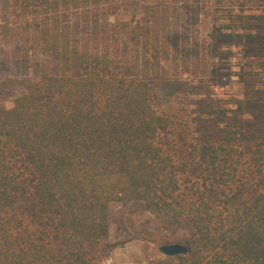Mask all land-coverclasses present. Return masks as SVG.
Masks as SVG:
<instances>
[{
	"label": "trees",
	"instance_id": "16d2710c",
	"mask_svg": "<svg viewBox=\"0 0 264 264\" xmlns=\"http://www.w3.org/2000/svg\"><path fill=\"white\" fill-rule=\"evenodd\" d=\"M8 1L0 17L30 16L15 37L46 60L32 64L35 79L0 82V94L23 90L11 108L0 102V264H98L103 253L92 249L106 240L108 204L131 201L188 229L179 264H264V140L245 155L204 138L186 158L158 143L174 128L152 84L164 61L177 59L167 40L174 12L148 5L117 28L90 32L69 9L115 0ZM191 168L207 183L192 182ZM243 169L255 176L250 197ZM182 184L193 192L178 204Z\"/></svg>",
	"mask_w": 264,
	"mask_h": 264
},
{
	"label": "rangeland",
	"instance_id": "374dc122",
	"mask_svg": "<svg viewBox=\"0 0 264 264\" xmlns=\"http://www.w3.org/2000/svg\"><path fill=\"white\" fill-rule=\"evenodd\" d=\"M8 2L0 0V13ZM153 4L162 5L166 15L174 12L167 40L177 54L175 62L164 61L165 69L152 81L158 95L156 109L174 121L172 132L161 135L158 143L176 158H186L204 138L248 155L264 140V7L242 0H115L74 6L69 14L81 17L91 32L98 26L117 28ZM29 18L0 17V26L10 28L0 35V82L35 79L32 64L46 60L38 49L25 53L15 37L16 26ZM22 91L21 87L5 91L0 102L11 108ZM188 175L192 182L207 183L200 169L191 168ZM239 177L246 195L252 196L254 174L243 169ZM33 179L27 173L23 188H29ZM192 190L182 184L178 204L190 200ZM20 214L33 224L28 212L21 209ZM106 223L105 242L92 249L103 253L98 264H179L176 256L163 255L159 247L188 244L186 227L151 216L142 201L110 202Z\"/></svg>",
	"mask_w": 264,
	"mask_h": 264
},
{
	"label": "water",
	"instance_id": "95a60500",
	"mask_svg": "<svg viewBox=\"0 0 264 264\" xmlns=\"http://www.w3.org/2000/svg\"><path fill=\"white\" fill-rule=\"evenodd\" d=\"M159 251L168 257L184 256L188 253V247L182 244H170L159 247Z\"/></svg>",
	"mask_w": 264,
	"mask_h": 264
}]
</instances>
